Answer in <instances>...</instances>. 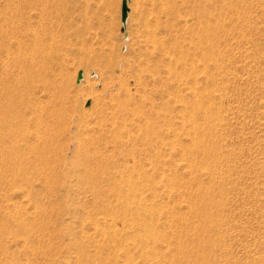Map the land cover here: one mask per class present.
Segmentation results:
<instances>
[{"label": "rangeland", "instance_id": "374dc122", "mask_svg": "<svg viewBox=\"0 0 264 264\" xmlns=\"http://www.w3.org/2000/svg\"><path fill=\"white\" fill-rule=\"evenodd\" d=\"M38 1L0 0V264H264V0Z\"/></svg>", "mask_w": 264, "mask_h": 264}, {"label": "bare ground", "instance_id": "6f19581e", "mask_svg": "<svg viewBox=\"0 0 264 264\" xmlns=\"http://www.w3.org/2000/svg\"><path fill=\"white\" fill-rule=\"evenodd\" d=\"M5 1V4H8L9 6L10 5H12V2H13V0H4ZM17 1V0H16ZM33 1V0H32ZM44 1V0H43ZM43 1L42 0H40V1H38V3L36 4L37 5V7H41L42 5L44 6V4L46 3H43ZM36 2H37V0H36ZM129 2V1H128ZM31 3V2H30ZM47 4V3H46ZM45 4V5H46ZM14 5V4H13ZM49 5V4H48ZM5 6V5H4ZM3 6V7H4ZM7 6V5H6ZM9 6H7L8 7V9H9ZM35 6V5H34ZM2 7V8H3ZM5 8L6 7H4V10H5ZM13 8V7H12ZM1 9V8H0ZM215 32V31H214ZM36 36H38L37 38H35V40H34V38H32L34 41H36V43H39V45H40V43H42L43 42V40L41 39L42 37H40L39 35H36ZM35 36V37H36ZM2 38V37H1ZM16 38V37H15ZM22 39V38H21ZM25 44V43H24ZM38 45V46H39ZM8 46V45H7ZM14 48V47H13ZM6 50V49H5ZM42 50V49H41ZM10 51V50H9ZM43 51V50H42ZM13 53V52H12ZM11 53V54H12ZM42 55V54H41ZM39 56H40V54H39ZM33 58H34V55H33ZM41 58V57H40ZM16 60V59H15ZM14 60V61H15ZM38 60H40L39 58H38ZM43 60V59H42ZM21 63V62H20ZM35 63V62H34ZM42 63V62H41ZM38 64V63H37ZM13 65V64H12ZM46 64L44 63V65H43V68L41 69V71L43 72L44 71V69L46 68V66H45ZM35 66H37V65H35ZM13 67V66H12ZM20 68V67H19ZM8 70H10V69H8ZM13 70V69H12ZM6 71V70H5ZM38 72H39V70H38ZM8 73V72H7ZM81 73V78L83 77V73L82 72H80ZM35 74H36V71H35ZM38 74V73H37ZM36 74V75H37ZM42 74V73H41ZM43 74H45V73H43ZM32 76V75H31ZM39 76H41V75H39ZM38 76V77H39ZM42 76H44V75H42ZM16 77V76H15ZM34 77H36V76H34ZM37 77V78H38ZM21 78V77H20ZM5 81V80H4ZM31 81V80H30ZM36 81V80H35ZM41 81V80H40ZM81 81V80H80ZM80 81H78V82H80ZM9 83V82H8ZM3 84V83H2ZM4 84H6V83H4ZM3 84V85H4ZM44 84V83H43ZM9 85V84H8ZM11 85V84H10ZM49 85H51V84H49ZM53 86V85H52ZM4 87V86H3ZM11 88H13L12 86H11ZM10 89V88H9ZM49 90V89H48ZM20 91V90H19ZM3 97H4V95H3ZM2 98V97H1ZM18 98V97H17ZM5 100V99H4ZM10 100V99H9ZM6 103V102H5ZM12 104V103H11ZM6 105V104H5ZM5 109V108H4ZM13 110V109H12ZM2 111V110H1ZM6 112V111H5ZM13 112V111H12ZM8 113V112H7ZM11 113V112H10ZM3 114H5V113H3ZM11 115V114H10ZM40 116V115H39ZM11 118H12V116H11ZM6 119V118H5ZM16 119V118H15ZM9 121V120H8ZM12 121V120H11ZM14 122V121H13ZM5 123V122H4ZM7 123V122H6ZM10 123V122H9ZM8 123V124H9ZM11 124V123H10ZM23 124V123H22ZM16 126H18V125H16ZM10 128V127H9ZM12 129V128H11ZM10 130V129H9ZM6 131V130H5ZM12 131V130H11ZM9 132V131H8ZM14 132V131H13ZM7 133V132H6ZM6 135V134H5ZM18 135V134H17ZM2 137V136H1ZM11 137V136H10ZM15 137V136H14ZM17 137V136H16ZM9 138V137H8ZM22 138V137H21ZM12 139V138H11ZM2 140V139H1ZM21 140V139H20Z\"/></svg>", "mask_w": 264, "mask_h": 264}, {"label": "water", "instance_id": "95a60500", "mask_svg": "<svg viewBox=\"0 0 264 264\" xmlns=\"http://www.w3.org/2000/svg\"><path fill=\"white\" fill-rule=\"evenodd\" d=\"M127 13H128V7H127V0H122L121 5V23L125 24L127 19ZM81 79V73H78V79L77 82Z\"/></svg>", "mask_w": 264, "mask_h": 264}]
</instances>
